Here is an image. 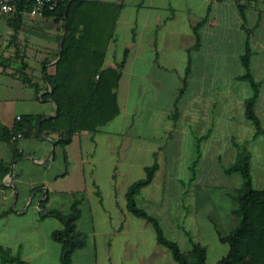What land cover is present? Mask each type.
<instances>
[{
  "label": "crops",
  "instance_id": "0c3cea01",
  "mask_svg": "<svg viewBox=\"0 0 264 264\" xmlns=\"http://www.w3.org/2000/svg\"><path fill=\"white\" fill-rule=\"evenodd\" d=\"M80 1L73 15L78 30L108 36L104 67L117 68L124 60L117 88L120 112L67 142L58 131L44 130L43 120L56 116L58 104L45 96L51 86L43 67L47 61L48 73L56 71L64 22L29 10L0 17V132L8 133H0V248L26 258L30 248L24 236L29 234L31 249L40 251L39 229L54 217L42 212H68L79 200L77 226L87 243L74 252L72 264H178L158 242L154 227L153 250H145L147 227L153 225L128 208L126 192L158 162L137 202L144 209L164 203L166 175L161 174L169 138L188 126L202 132L194 137L199 151L204 147L213 158L235 161L237 144L246 140V100L253 94L250 82L241 78L248 44L252 73L253 61H264V9L259 6L264 0ZM232 30L240 40L227 37ZM233 58L244 71L231 79L224 68ZM242 81L249 82L251 95L233 92L232 83ZM241 105L242 115L236 113ZM29 116L42 119L17 128ZM11 128L24 135L14 138ZM225 130L228 149L217 151ZM196 191L192 186L183 192L185 224L203 217L192 207ZM0 264H5L1 258Z\"/></svg>",
  "mask_w": 264,
  "mask_h": 264
},
{
  "label": "trees",
  "instance_id": "16d2710c",
  "mask_svg": "<svg viewBox=\"0 0 264 264\" xmlns=\"http://www.w3.org/2000/svg\"><path fill=\"white\" fill-rule=\"evenodd\" d=\"M80 2V0H67L56 10L47 12L54 15L56 21L65 22L67 30L63 47L55 55L59 57L62 54L56 62L55 73H48V62H44L43 70L48 85L52 88V91H48L45 96L57 102L58 115L43 120L42 127L44 130L58 131L62 137L61 141L65 142L70 141L78 131L98 129L120 112L117 88L124 60L117 68L104 67L108 36L102 33L90 35L87 31L78 30L73 15ZM28 3L27 0H22L18 12L28 10ZM63 35L64 32L61 39ZM251 55L252 50L248 44L243 56L246 73L241 78L248 80L253 88V94L246 100V117L255 126L254 137H258L264 134V125L256 110L261 84L251 71ZM25 81L40 90L38 84L33 83L28 76L25 77ZM33 119L39 122L42 117L29 116L20 122L17 128H21L25 121ZM1 134L8 135L7 132ZM237 147L235 161L224 170L229 174L239 173L243 183L230 194L237 204L233 209L235 225L228 234L219 232L220 240L229 244V251L220 263L264 264V187L260 189L254 187L252 151L247 143L237 144ZM158 169V162L148 166L146 176L128 188L126 192L128 208L136 216L146 219L153 225L158 242L171 251L178 264H209L208 248L205 244L195 241L188 231L192 248L189 252H184L176 240L170 239L165 234L158 217L139 206L137 202L139 193L143 187L153 181ZM42 206L45 207V201L42 202ZM81 213L79 200L74 201L68 212L57 209L42 212L43 217L54 216L62 223V227L53 232V238L62 245L61 264H72L74 252L87 243L86 234L77 226ZM0 258L5 264H32L14 255L10 248L5 247L0 248Z\"/></svg>",
  "mask_w": 264,
  "mask_h": 264
},
{
  "label": "rangeland",
  "instance_id": "374dc122",
  "mask_svg": "<svg viewBox=\"0 0 264 264\" xmlns=\"http://www.w3.org/2000/svg\"><path fill=\"white\" fill-rule=\"evenodd\" d=\"M259 6L264 9V1H261ZM234 33L235 31L233 32V30L227 32L229 34L227 37L231 40H240V35ZM233 51L232 54L235 55ZM219 69L223 70V68ZM224 69L225 75H229L231 79H234L237 73L244 71L240 61L234 58L231 66ZM252 70L255 78L262 83L261 95L256 110L264 125V61L254 60ZM231 88L233 92L239 93L241 96L243 94H247V96L252 94V88L248 81H242L240 84L232 83ZM189 93L190 91L186 95ZM243 111V106L241 105V109L238 107L236 113L239 112L242 115ZM244 120L246 122V129L244 128L245 131L243 132V136L246 139L244 143H247L253 153V183L255 188L260 189L264 187V134L254 137L255 126L250 121ZM193 129V127L190 128L188 126L186 131L174 132L169 138L167 146L168 162L163 164L166 170L161 174L162 177L166 175L164 203L160 206H145V209L150 214L158 217L165 234L170 239L176 240L184 252L187 253L192 248L190 237L187 234L189 231L196 241L207 246L209 264H221L220 260L229 251V244L220 241L219 232L228 234L235 225L233 209L237 204L230 194L242 185L243 179L239 173L229 174L224 171L225 167L233 163L232 161L227 162L224 158H218L217 156L213 158L205 153L204 147L199 151L195 146V141L197 142L198 138L197 140L195 138L202 132ZM228 133V130L221 133V138H225V140L221 139V146L217 148V151L228 149ZM218 165L223 168L222 171L218 169ZM192 186L197 188L195 202H193L192 207L195 205L199 208L198 212L203 216L201 219L199 218V222L197 221L199 225L194 221H192L193 223L185 224L184 217H181L183 212L181 203L182 199L186 197L183 192ZM208 216L211 218L210 221L206 219ZM50 218L52 219L46 221L39 229L38 241L41 250L31 249L33 245L28 234L24 236V243L30 248L29 250L26 248V258H23V254L20 252H16V256L32 264H61L62 245L53 238L52 231L55 228H61L62 223L55 217ZM147 228L144 240L145 250L151 252L155 242V231L151 225ZM166 250H168L167 247Z\"/></svg>",
  "mask_w": 264,
  "mask_h": 264
},
{
  "label": "built area",
  "instance_id": "2783aa9c",
  "mask_svg": "<svg viewBox=\"0 0 264 264\" xmlns=\"http://www.w3.org/2000/svg\"><path fill=\"white\" fill-rule=\"evenodd\" d=\"M28 10L38 17H45L47 12L56 10L59 5L67 0H27ZM22 0H0V17L3 15L14 14L19 11ZM21 119V116L18 117ZM9 132L14 138L22 137L24 134L21 131L11 128Z\"/></svg>",
  "mask_w": 264,
  "mask_h": 264
},
{
  "label": "water",
  "instance_id": "95a60500",
  "mask_svg": "<svg viewBox=\"0 0 264 264\" xmlns=\"http://www.w3.org/2000/svg\"><path fill=\"white\" fill-rule=\"evenodd\" d=\"M67 11H68V10H67ZM67 11H66V15H67ZM64 26H65V22H64ZM66 30H67V28H66V26H65V27H64V32H65V33H66ZM64 39H65V34H64V36H63V38H62V40H61V44H60V48H61V49H62V47H63ZM61 55H62V54H60V57H61ZM60 57H59V58H60ZM51 91H52V88H51ZM56 115H58V111L56 112ZM41 129H42V128H41ZM34 197H35V194H34L32 200H31V202L33 201ZM44 211H45V210H44Z\"/></svg>",
  "mask_w": 264,
  "mask_h": 264
}]
</instances>
